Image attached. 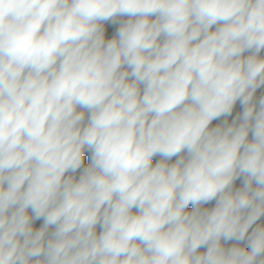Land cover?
Masks as SVG:
<instances>
[{"label":"clouds","instance_id":"1","mask_svg":"<svg viewBox=\"0 0 264 264\" xmlns=\"http://www.w3.org/2000/svg\"><path fill=\"white\" fill-rule=\"evenodd\" d=\"M262 50L264 0H0V264H264Z\"/></svg>","mask_w":264,"mask_h":264},{"label":"trees","instance_id":"2","mask_svg":"<svg viewBox=\"0 0 264 264\" xmlns=\"http://www.w3.org/2000/svg\"><path fill=\"white\" fill-rule=\"evenodd\" d=\"M126 19V18H125ZM112 32H113V29L111 28V27H108V35L109 36H111V34H112ZM245 55H247V53H245ZM261 55L262 56H264V50H262V52H261ZM256 95H264V87H262L261 89H258L257 90V94ZM237 104H239V103H237ZM240 111H242V110H238V108H237V105H236V107H235V109H234V115H235V113L236 112H240ZM223 118H221V120H222ZM231 118H229V120H230ZM220 121H213V123H212V125H210V127L211 126H215L217 123H219ZM87 155V154H86ZM155 159H158V157L157 158H154V160ZM175 159V158H174ZM237 184H239V181H237ZM214 205V202H212V204H209V205H205V207H212ZM189 208H191V205L189 206ZM257 223H260V224H264V217H261V219L257 222Z\"/></svg>","mask_w":264,"mask_h":264},{"label":"rangeland","instance_id":"3","mask_svg":"<svg viewBox=\"0 0 264 264\" xmlns=\"http://www.w3.org/2000/svg\"><path fill=\"white\" fill-rule=\"evenodd\" d=\"M260 96L261 95H257V98H259ZM237 108H238V110H242L239 104H237Z\"/></svg>","mask_w":264,"mask_h":264}]
</instances>
